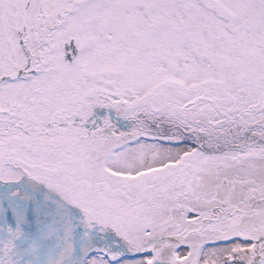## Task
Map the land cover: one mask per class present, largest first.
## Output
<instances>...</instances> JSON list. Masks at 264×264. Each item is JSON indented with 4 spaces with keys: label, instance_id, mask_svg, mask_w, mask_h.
<instances>
[{
    "label": "snow or ice",
    "instance_id": "1",
    "mask_svg": "<svg viewBox=\"0 0 264 264\" xmlns=\"http://www.w3.org/2000/svg\"><path fill=\"white\" fill-rule=\"evenodd\" d=\"M0 264H264V0H0Z\"/></svg>",
    "mask_w": 264,
    "mask_h": 264
}]
</instances>
